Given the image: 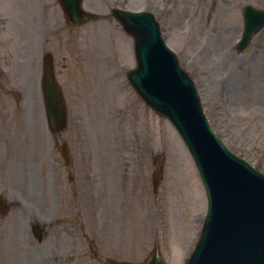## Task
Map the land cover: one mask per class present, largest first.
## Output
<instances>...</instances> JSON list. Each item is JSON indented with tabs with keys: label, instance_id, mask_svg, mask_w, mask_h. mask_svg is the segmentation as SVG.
I'll use <instances>...</instances> for the list:
<instances>
[{
	"label": "rangeland",
	"instance_id": "1",
	"mask_svg": "<svg viewBox=\"0 0 264 264\" xmlns=\"http://www.w3.org/2000/svg\"><path fill=\"white\" fill-rule=\"evenodd\" d=\"M0 3V194L11 203L0 217V264H104L109 258L140 263L155 245L166 264H183L205 213L202 184L173 126L128 83L126 73L135 66L132 39L111 9L145 10L156 17L213 129L228 149L264 172V28L243 52L235 50L243 5L264 8V0H84L83 7L97 17L77 28L61 21L55 0ZM45 52L62 86L73 148L91 157L95 173L102 156L110 159L120 171L116 180L126 181L124 219L109 233L99 223V237L91 230L94 248L74 232L56 240L55 225L48 229V243L37 245L26 224L36 218L28 207H17L21 193L45 212L56 206L54 193L41 191L45 184L37 176L57 159L40 92ZM155 155L162 158L156 194Z\"/></svg>",
	"mask_w": 264,
	"mask_h": 264
},
{
	"label": "water",
	"instance_id": "2",
	"mask_svg": "<svg viewBox=\"0 0 264 264\" xmlns=\"http://www.w3.org/2000/svg\"><path fill=\"white\" fill-rule=\"evenodd\" d=\"M60 3L68 20L75 25L89 18L80 13V0H60ZM115 12L124 30L134 38L136 48L153 37L152 25L155 28L156 24L149 15ZM243 14L246 23L239 50L262 25L256 29L262 17L256 10L247 7ZM136 54L138 58L139 53ZM138 71L139 66L128 75L136 87H140L135 83V78L141 77ZM43 94L50 125L59 130L64 125L65 109L49 64L43 72ZM196 114L187 116L179 128L199 166L209 206L201 237L185 264H264V176L250 171L246 163L220 146L199 112L198 121ZM146 264H164L157 249Z\"/></svg>",
	"mask_w": 264,
	"mask_h": 264
},
{
	"label": "flooded vegetation",
	"instance_id": "3",
	"mask_svg": "<svg viewBox=\"0 0 264 264\" xmlns=\"http://www.w3.org/2000/svg\"><path fill=\"white\" fill-rule=\"evenodd\" d=\"M66 167L65 170L59 169L55 172L58 180H67L65 182L58 181L53 193L56 199L57 211L56 216V239L61 233L72 238L73 232L79 234V231L87 237L90 246L93 247L94 239L89 238L90 232L85 229V225L94 216V204L96 201L108 202L109 198L106 193V188L102 191H96L95 177L88 171H83L77 166V162L70 153L66 152ZM109 196L111 195L108 193ZM115 200V199H114ZM120 198L116 202L120 203ZM84 206L87 207L86 213H83ZM43 213V212H41ZM50 214V213H48ZM84 219V220H83ZM52 225L46 226L47 228ZM42 232H45V227H42ZM46 234V233H45ZM54 235V236H55Z\"/></svg>",
	"mask_w": 264,
	"mask_h": 264
},
{
	"label": "bare ground",
	"instance_id": "4",
	"mask_svg": "<svg viewBox=\"0 0 264 264\" xmlns=\"http://www.w3.org/2000/svg\"><path fill=\"white\" fill-rule=\"evenodd\" d=\"M189 192V191H188ZM198 200V197H196L195 198V201H197ZM120 224H119V221L117 220V219H115V218H112L111 220H110V222H109V227H110V229H112V230H115L116 231V228L119 226Z\"/></svg>",
	"mask_w": 264,
	"mask_h": 264
}]
</instances>
